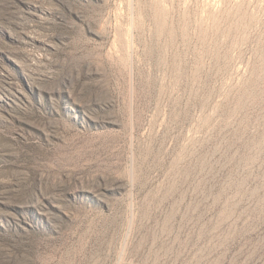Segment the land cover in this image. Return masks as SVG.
<instances>
[{
	"label": "rangeland",
	"instance_id": "obj_1",
	"mask_svg": "<svg viewBox=\"0 0 264 264\" xmlns=\"http://www.w3.org/2000/svg\"><path fill=\"white\" fill-rule=\"evenodd\" d=\"M0 264H264V0H0Z\"/></svg>",
	"mask_w": 264,
	"mask_h": 264
}]
</instances>
